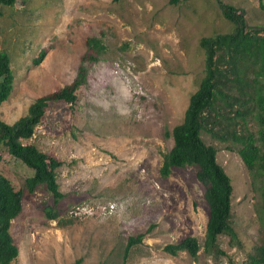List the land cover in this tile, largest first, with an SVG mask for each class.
Masks as SVG:
<instances>
[{
    "label": "rangeland",
    "instance_id": "374dc122",
    "mask_svg": "<svg viewBox=\"0 0 264 264\" xmlns=\"http://www.w3.org/2000/svg\"><path fill=\"white\" fill-rule=\"evenodd\" d=\"M223 2L242 10L247 25L261 24L259 0ZM0 9V51L13 74L12 91L0 104L2 121L13 123L36 98L71 84L83 57L87 66L75 102L50 103L29 140L62 162L63 198L54 205L42 186L24 191L9 229L18 248L12 264H118L127 239L138 234L144 237L126 264H245L262 233L258 169L248 172L235 152L203 135L232 179V222L242 245L221 236L219 257L202 248L209 208L197 168H172L165 178L159 172L172 146L165 133L182 121L204 74L200 38L232 27L216 1L15 0ZM90 37L106 47L96 62L87 59L94 54L85 43ZM0 164L23 186L27 169L4 153ZM46 205L54 207L55 220L46 217ZM188 236L201 246L195 261L163 251Z\"/></svg>",
    "mask_w": 264,
    "mask_h": 264
},
{
    "label": "trees",
    "instance_id": "16d2710c",
    "mask_svg": "<svg viewBox=\"0 0 264 264\" xmlns=\"http://www.w3.org/2000/svg\"><path fill=\"white\" fill-rule=\"evenodd\" d=\"M185 1L188 0H168V4L176 6ZM215 1L222 17L232 27L229 32L200 38L204 74L188 99L182 121L170 133H165L172 139V146L162 154L159 172L165 178L172 168H197V179L205 187L204 199L209 208L202 248L205 254L219 257L225 255L219 244L221 236H227L231 245H242L232 222V179L217 160L216 146L207 143L203 135L220 142L224 150L235 152L248 172L258 169L264 183V3L259 0L261 24L249 26L242 10L223 0ZM14 2L0 0V7L12 6ZM85 43L94 52L87 57L91 62L98 61L106 52L98 38L90 37ZM44 54L42 50L34 63L38 64ZM84 62L85 57L71 84L36 98L26 114L11 124L0 119V163L4 153L29 172L23 186H17L0 164V264H12L18 256L9 229L11 221L21 212L24 191L31 194L42 186L52 196L54 205L63 198L57 183L62 162L40 151L29 140L50 103L75 102L76 91L86 82ZM12 87L10 58L0 51V104L8 99ZM44 213L48 219H56L54 207L46 205ZM261 229L260 239L247 252L245 264H264V207ZM143 237L138 234L127 239L118 264H126L130 250ZM200 249L198 240L192 236L163 247L171 256L184 252L193 261ZM79 263L80 260L75 262Z\"/></svg>",
    "mask_w": 264,
    "mask_h": 264
}]
</instances>
